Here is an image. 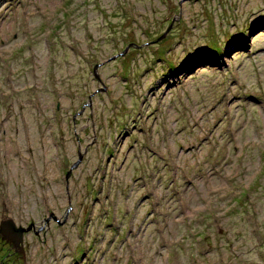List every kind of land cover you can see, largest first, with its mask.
<instances>
[{
    "label": "rangeland",
    "instance_id": "374dc122",
    "mask_svg": "<svg viewBox=\"0 0 264 264\" xmlns=\"http://www.w3.org/2000/svg\"><path fill=\"white\" fill-rule=\"evenodd\" d=\"M5 216V264H264V0H0Z\"/></svg>",
    "mask_w": 264,
    "mask_h": 264
},
{
    "label": "water",
    "instance_id": "95a60500",
    "mask_svg": "<svg viewBox=\"0 0 264 264\" xmlns=\"http://www.w3.org/2000/svg\"><path fill=\"white\" fill-rule=\"evenodd\" d=\"M64 164H68V156L66 155L64 157ZM75 164L76 162L73 165ZM33 225V221L28 226L18 225L14 218L6 216L0 219V235L2 239L12 244L14 251H19L23 254L25 253V233L31 230Z\"/></svg>",
    "mask_w": 264,
    "mask_h": 264
},
{
    "label": "flooded vegetation",
    "instance_id": "af4514ba",
    "mask_svg": "<svg viewBox=\"0 0 264 264\" xmlns=\"http://www.w3.org/2000/svg\"><path fill=\"white\" fill-rule=\"evenodd\" d=\"M41 228L43 227V225L42 226H40ZM36 230V228H32L31 230ZM30 231V230H29ZM28 231V232H29ZM27 233V232H26ZM0 239L2 240V244L3 243H5V245H8V248H10L11 250L10 251H8L9 252V254L11 255V253H15V254H17V256L19 257V256H22V257H24V255H25V253H21V252H19V251H14V248H13V246H12V244L10 243V242H8V241H6L5 239H2V237H1V235H0ZM24 246H25V242H24ZM0 264H5V260L4 259H0Z\"/></svg>",
    "mask_w": 264,
    "mask_h": 264
},
{
    "label": "clouds",
    "instance_id": "9594fccd",
    "mask_svg": "<svg viewBox=\"0 0 264 264\" xmlns=\"http://www.w3.org/2000/svg\"><path fill=\"white\" fill-rule=\"evenodd\" d=\"M74 163H75V162H74ZM74 163H73V164H74ZM53 213H54V212H50V214H52V215H53ZM5 217H6V216H5ZM10 217H12V216H10ZM12 218H14V217H12ZM14 220H15V219H14ZM15 221H16V220H15ZM33 222H34V221H33ZM16 223H17V222H16ZM17 224H18V223H17ZM19 224H20V225H24L23 223H19ZM19 224H18V225H19Z\"/></svg>",
    "mask_w": 264,
    "mask_h": 264
}]
</instances>
